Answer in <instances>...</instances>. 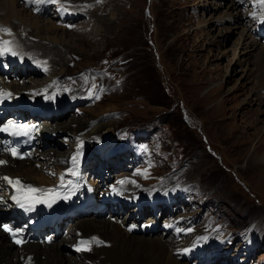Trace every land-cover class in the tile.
<instances>
[{
	"label": "rangeland",
	"instance_id": "rangeland-1",
	"mask_svg": "<svg viewBox=\"0 0 264 264\" xmlns=\"http://www.w3.org/2000/svg\"><path fill=\"white\" fill-rule=\"evenodd\" d=\"M254 1L63 0L73 13L80 12L75 21L71 13L55 11L56 5L37 15L44 26L40 36L53 39L51 57L65 75L53 76L41 65L44 70L28 82L5 79L15 88L63 79L69 91L79 90L55 102L68 111L51 123L61 124V134H70L55 132L46 152L67 155L77 142L78 126L98 120L92 127L93 136L99 130L98 141L82 147L88 169L102 172V179L116 178L121 198L124 185L118 181L127 175L142 193L154 189L152 198L141 194L115 216H131L129 210L137 204L133 214L144 212L135 215V222L160 220L153 233L136 227L138 239L159 238L167 232L165 223L177 219L162 237L165 244L177 239L176 252L175 247L185 250L197 239L194 247L209 250L205 257L202 249L184 255L178 264H264V175L253 168V159L264 155V22H252ZM17 9L22 12L21 6ZM27 9L32 11L29 5ZM224 16L235 20L223 22ZM243 32L251 35L246 42L255 39L256 45H242ZM39 53L42 61L51 62ZM11 64L0 70L1 79ZM18 68L21 73L20 67L15 72ZM260 144L263 150L257 153ZM104 145L109 149L98 152ZM125 147L107 156L112 148ZM92 184L99 193V188L110 190L101 182ZM164 201L173 204L169 213L159 208ZM107 213L101 210L97 221L113 216ZM146 246L137 248L143 264H159L158 250ZM63 252L69 255V250Z\"/></svg>",
	"mask_w": 264,
	"mask_h": 264
},
{
	"label": "bare ground",
	"instance_id": "bare-ground-1",
	"mask_svg": "<svg viewBox=\"0 0 264 264\" xmlns=\"http://www.w3.org/2000/svg\"><path fill=\"white\" fill-rule=\"evenodd\" d=\"M62 1L63 0H56V2H53V0H23V3H20V0H11V1H7V0L1 1L0 0V26L11 29V34H8L7 32H4V31H0V41H4V40L11 41L12 43L10 47L12 48L13 51L17 53H21L26 56H29V55L35 56L38 59V63H40L43 66V68L46 67V69L53 76L55 75L56 77L63 76L65 75L66 72H64V70H61V68L59 69L56 68L57 67L56 61L54 60L55 56L51 57L52 52L54 50V48L52 47V43L54 41L53 39L52 40L49 38L46 39L40 36V33L42 32L41 29H43L44 26L40 25L41 17L37 14L43 15L44 13H46V9H48L49 7L53 5H56L55 11L58 12L61 9L60 11L65 10L67 13H71L72 16H70V18H72L73 21H75L76 18L80 17L79 11H76L79 14L73 13L74 10H72V7L65 5L64 2ZM257 1L258 0H255L253 5L257 10H259V12L258 11H257L258 13L255 12L256 15L252 17L253 18L252 22H254L255 24L256 23L262 24L261 17L264 11V5H261V4L255 5ZM28 5L32 9L30 13H28L27 11ZM18 6H21L22 12L18 11L17 9ZM256 9H254L253 11H255ZM253 11H251L250 13H253ZM24 13H26L27 17L24 16ZM250 13L248 15L249 18H251ZM226 20L230 22V21L235 20V18L228 16L222 19L223 22H225ZM257 20L259 21L257 22ZM16 26L18 28H16ZM30 31H35V35H34L35 37L29 33ZM248 37H251V35L249 36V32L245 34V37H244V32L242 33V37H241V39L243 40V42L241 43L242 45H244L245 42L249 39ZM33 41H35V43L37 44L34 45ZM249 43L250 44L254 43V45H256L255 39H252L251 42ZM39 52H42V54L46 56L49 55L51 62L48 63V62L42 61L40 58L41 56L37 55V54H40ZM247 52L246 54L249 53ZM5 54L10 62L0 61V63H3V66L6 68L8 65L13 63L14 61L12 60L13 55L10 52L5 53ZM18 66L19 65L17 64L16 68ZM4 67L0 65V70L1 71L4 70ZM20 68L22 67L20 66ZM27 68L30 69V66H28ZM40 72L41 71H37L36 73H40ZM27 73H29V71H27ZM30 74L32 73L30 72L29 75ZM25 80L27 81V79ZM55 80H56L55 83H53L51 80H48V82L46 83L44 82V84H41V85H36L35 82H32L33 86H30L28 88H24V87L21 88L20 86L19 88H15L14 85L16 83L5 81V78L1 79L0 77V89H5L12 93V97L10 99L7 97L0 98V108L4 107L8 109L9 108L8 103L16 100L19 104L26 103L25 105L27 106H35L40 111L49 112L52 109V107L45 105L42 99L49 100L50 103H55L59 99L61 100L65 98L66 97L65 95L72 94V92L74 91L76 95L78 94V91H79L78 89L71 90L69 87L70 89L69 91L66 85H64L63 79L55 78ZM67 91H69L68 94H67ZM24 97L25 99H23ZM58 115H60V113L56 112L55 114L51 115L52 117L50 118V120H46L47 122H45L44 133L50 136H55L56 135L55 132L59 133L60 135L70 134L69 130L68 132L63 131V134H61L60 132L61 128H59L61 127V124H57V126H55L51 123V120H56L57 118L56 116ZM96 122H98V120H92L86 123L84 122L78 126L77 134L75 135L77 142L75 144V147L72 148L67 153V155H60V154L52 155L50 154V152H46L47 149L45 148H47L46 147L47 145H40L38 149L35 151L33 158H26L25 160H22V161L14 160L6 153L0 154V160H4L7 162L5 164L0 165V175L2 179L3 177H10L13 180H15L16 178H19L22 183L23 182L34 183V184L55 183L60 179V176L53 177L52 176L53 174L49 175L48 173H53L55 170L58 172H62V171H67L71 169L73 166L72 157L76 155L78 151H79L78 165H81V169L83 170L82 163L85 160H84V157H82V154H83L82 147L84 146L85 143H88L90 141H98L99 130L96 131L94 136L92 135V127ZM99 128H102V127L100 126ZM42 138H44V134ZM110 145L111 144H109V146ZM262 146L263 145L260 144L258 147H256L257 153L263 150ZM107 147L108 146L104 145L103 148H100V150H97V151L102 153L103 152L102 150L109 149ZM257 158L258 157L253 159L254 161L253 168L260 170L261 174L264 175V155L260 156L259 160H257ZM87 170H88V164L86 166V170L84 166V176L83 177L85 178L87 177L88 172H85ZM126 180L129 182L123 184L124 193L126 194V195L124 194L125 196L124 195L123 196L126 200L129 201V204L131 202L136 203V201L141 198L142 196L141 194H144L147 200L150 197L152 198L153 193H151V191L154 190L153 188L149 187L148 190H145L142 193L144 189L142 187L135 185L132 182V181H135L132 176L127 175ZM4 181L7 182L6 180ZM250 186L252 188V185ZM154 187L156 188V186ZM155 193L157 194L155 195ZM155 193H154V196L157 197L159 194L158 191ZM164 196L165 195H163V197ZM91 197H92V200L97 202L95 206V210L92 212L91 215L78 218L75 220L74 223L71 222L69 224V227H70L69 230L73 229L74 231H69L71 234L68 236H65V238L61 242L55 243L57 241L56 240L49 245L45 243H39V242L37 243L29 242V243H26L25 245L19 246V245H16L10 242L7 236L2 231H0V264H82V262H85L86 264L87 261L89 262L88 264H143V262L141 261L142 259L141 254L139 253L138 249L139 247L143 248L146 245H149L152 248L151 251L158 250L156 262L157 263L159 262V264H175V263L178 264L180 262H178L177 259H179L180 257L187 255L191 252H197L201 249H202V252H200V254H202L203 257L208 255L209 250H207V247L206 248L194 247L195 244L200 243L199 240L197 239H196V243H193L191 245H186L188 251H184V246H183V249H179L178 247H175L176 252L173 251V246L180 245L177 239H174L172 240V242H167V244H165L162 237L163 236L166 237L168 234H170L169 229L170 228L172 229L175 227L177 219L171 220L169 222L170 224L168 222L165 223V224H168L167 226H164L167 232H164L163 234H161L159 238L150 239V240L149 239L147 240L144 238L138 239L136 235V232H137L136 227H140L138 232H141V233L148 232L147 234L153 233L154 226L157 227V225L154 224V222H160L158 217L155 216V218H150V219L148 218L149 222H145V224H141L138 222V223H135L136 224L135 225L133 223L137 221L135 215L140 217L141 215H143V212H144L142 210L139 213L133 214L138 206L137 204H136L135 209L129 210V212L131 213L130 214L131 216H129V214H126L127 216L125 217L123 216L121 218L120 216H115V214L117 215L118 213H114V212L121 213L122 212L121 209L126 208L124 204H122V207H120L119 203L113 202L109 198L102 200V196L100 195L98 191H94ZM179 197H177V199ZM157 205H158V202L156 203V206ZM159 205H160L159 208L161 210H166L165 212L169 213L170 210H172L171 207L173 204L171 203V201L169 202L164 201V202H159ZM103 206H106V207L110 206L111 211H113L112 213L113 216L110 217V219L108 218L107 220L103 222H99L97 221L96 216L103 209H105V212H106V207H103ZM107 212H109V210H107ZM178 217H179V220H183L181 215ZM127 219L129 221H126ZM144 225H147V226L143 227ZM148 226L150 227L147 229ZM179 229L181 228L179 227L178 229L175 230L176 233L180 232L178 231ZM182 231H184V229H182ZM172 236H176V234ZM92 237H98L99 240L103 241V243L98 244L96 242H92L90 244V248H91L90 251L89 250H80V251L77 250L76 246L80 245L81 241H90ZM65 243H68L71 246H64ZM168 244H172V245H168ZM181 244H184V243L182 242ZM157 245L159 246L157 247ZM62 249L65 251L69 250V252H67L69 255L65 254ZM168 250L170 252H168ZM169 253H177L178 257L176 258L174 255H170ZM211 254L213 253L211 252ZM184 264H188V262Z\"/></svg>",
	"mask_w": 264,
	"mask_h": 264
},
{
	"label": "snow or ice",
	"instance_id": "snow-or-ice-1",
	"mask_svg": "<svg viewBox=\"0 0 264 264\" xmlns=\"http://www.w3.org/2000/svg\"><path fill=\"white\" fill-rule=\"evenodd\" d=\"M53 2H56V0H53ZM258 2L261 5H264V0H258ZM253 16L256 15V13H252ZM262 22H264V16L261 17ZM0 31H4L7 32L8 34H11V29L5 28L3 26H0ZM11 41H0V55H3L5 53H11L12 55H18L17 52L13 51L12 48L10 47L11 45ZM3 97H7V98H11L12 97V93L10 91H7L5 89H0V98ZM97 99H99V97H96ZM35 125H28V124H17L14 123L12 121H9L7 124H5L2 128H0V131H5V132H10L12 135H28L29 131L32 129H35ZM11 153L13 156H19V153L17 151L16 148H12ZM78 156H79V151L77 152L76 155H74L72 157V162L73 165L78 164ZM23 158V157H20ZM7 163L4 160H0V165ZM72 175H76V171H74L73 169H69L68 170ZM53 175H55L53 173ZM4 180H6L9 184L13 185L16 187V195L12 196V199L14 201H16L19 206L21 208H24L26 205H35L37 203H47L49 207L52 206V204H54L56 202L57 199H59L60 197L57 196H52L48 199H45L42 197V193L44 192H48V193H53L55 191L54 188H49V189H41V188H35L32 185L28 184L25 185L21 182V180L19 178H16L15 180H13L10 177H3ZM63 179H64V174H61V187H63ZM129 181L127 180H121L118 181L119 184L123 185L125 183H127ZM134 183V181H132ZM113 190L115 191L116 189L113 188ZM67 198V197H65ZM0 199H2V197H0ZM28 210H31V208H29ZM2 227L4 228L5 231L11 233L12 235V239L14 240V242L16 243H23L24 241L22 239H18V236H20L23 232V229H15L13 230L12 227H10L7 224L2 225ZM92 242H96V243H103V241L99 240L98 237H92L90 241H81L80 245H77V250H91L90 248V244ZM84 246V247H82ZM184 251H188V249H185Z\"/></svg>",
	"mask_w": 264,
	"mask_h": 264
},
{
	"label": "water",
	"instance_id": "water-1",
	"mask_svg": "<svg viewBox=\"0 0 264 264\" xmlns=\"http://www.w3.org/2000/svg\"><path fill=\"white\" fill-rule=\"evenodd\" d=\"M108 135H109V133H108Z\"/></svg>",
	"mask_w": 264,
	"mask_h": 264
}]
</instances>
